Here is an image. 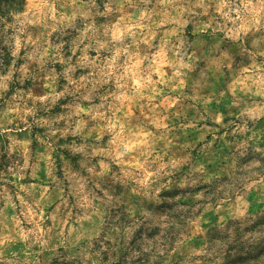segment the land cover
I'll return each instance as SVG.
<instances>
[{"label": "rangeland", "instance_id": "1", "mask_svg": "<svg viewBox=\"0 0 264 264\" xmlns=\"http://www.w3.org/2000/svg\"><path fill=\"white\" fill-rule=\"evenodd\" d=\"M181 2L190 11L159 28L163 0H25L0 17V264H264V11L253 21L242 4L259 0H227L226 19L221 0ZM139 10L151 48L113 27ZM238 11L250 30L237 32ZM165 40L193 61L186 87L163 93L175 106L157 128L171 141L155 144L168 173L157 193L104 154L127 88L97 66Z\"/></svg>", "mask_w": 264, "mask_h": 264}, {"label": "clouds", "instance_id": "2", "mask_svg": "<svg viewBox=\"0 0 264 264\" xmlns=\"http://www.w3.org/2000/svg\"><path fill=\"white\" fill-rule=\"evenodd\" d=\"M164 11L163 19L155 25L156 28L167 25L170 22H177L179 17H182L185 12L190 11L185 7L181 0H163ZM204 7V5H200ZM210 6V5H209ZM124 7L121 4L120 9ZM227 0H221L216 6L218 15L226 19H232L230 13H225L224 9L228 8ZM242 8L247 16H250L255 21L256 16L264 11V0L259 2L254 7L251 3H243ZM75 13H73L74 15ZM55 11L51 18L55 19ZM62 17L68 16L67 12L60 14ZM150 19L149 13L145 10H139L138 14H131L127 17H121L113 26L120 37L132 36L134 43L139 39L140 43L153 47V40L156 36V31L149 25L143 22ZM236 21H240L237 32H246L250 30L249 21L246 16L237 12ZM133 28H142L144 31L135 33ZM176 29H170L166 32V36H171L176 33ZM171 44L170 40H165L164 45L154 51L151 56L139 57L137 54L129 53L127 49H122L108 59L103 66H97L102 75L113 76L119 72V80L124 81V86L127 92L122 94L123 101L120 107L107 118V123L101 128V132L106 128L111 135L109 144L111 151H105V155L111 156L115 161L126 164L134 176V182L144 185L149 190L159 192V187L153 189V185H157L162 179L161 173L168 175L164 171V165L159 164L162 160L160 152L155 148L158 139L168 140L167 136L161 134L157 136V128L161 125L167 127L168 115L167 112L175 105L167 102V97L163 96L165 88L169 91L179 90L186 87L187 72L192 69L193 56L187 53L181 56L180 48L176 45L167 47ZM166 48V51H165ZM123 52L127 55V60L123 65H118V58ZM166 52L172 53V58L165 59ZM185 56L187 57L185 59ZM179 57V59H174ZM147 61V64H145ZM171 66L175 69L172 76L167 74V68ZM247 71V69L245 70ZM177 77H181L176 79ZM246 79H251L248 77ZM254 83L264 84V79L254 81ZM162 85L163 87H158ZM47 97H41V100ZM119 99V98H118ZM84 111L83 109H81ZM18 109L12 108L9 114L17 112ZM139 111L143 117L141 123H134V119ZM27 114V113H26ZM98 138L99 135H98ZM101 175L104 174V166L101 161ZM159 164L154 170H150L152 165ZM49 189L45 187L44 191ZM17 199H22L17 197ZM98 208H93V212L86 217H81L77 223L81 224V229L85 222H92L98 213ZM43 209L40 215L43 216ZM43 231V229H41ZM71 233H76V241L83 235L82 230L71 228Z\"/></svg>", "mask_w": 264, "mask_h": 264}, {"label": "trees", "instance_id": "3", "mask_svg": "<svg viewBox=\"0 0 264 264\" xmlns=\"http://www.w3.org/2000/svg\"><path fill=\"white\" fill-rule=\"evenodd\" d=\"M24 5L25 0H0V17H5L11 13H19L23 10Z\"/></svg>", "mask_w": 264, "mask_h": 264}]
</instances>
